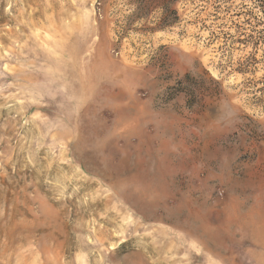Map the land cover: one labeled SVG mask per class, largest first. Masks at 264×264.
Listing matches in <instances>:
<instances>
[{"label":"rangeland","instance_id":"obj_1","mask_svg":"<svg viewBox=\"0 0 264 264\" xmlns=\"http://www.w3.org/2000/svg\"><path fill=\"white\" fill-rule=\"evenodd\" d=\"M0 264H264L254 0H0Z\"/></svg>","mask_w":264,"mask_h":264},{"label":"trees","instance_id":"obj_2","mask_svg":"<svg viewBox=\"0 0 264 264\" xmlns=\"http://www.w3.org/2000/svg\"><path fill=\"white\" fill-rule=\"evenodd\" d=\"M254 4L264 14V0H254Z\"/></svg>","mask_w":264,"mask_h":264},{"label":"bare ground","instance_id":"obj_3","mask_svg":"<svg viewBox=\"0 0 264 264\" xmlns=\"http://www.w3.org/2000/svg\"><path fill=\"white\" fill-rule=\"evenodd\" d=\"M216 228V227H215Z\"/></svg>","mask_w":264,"mask_h":264}]
</instances>
